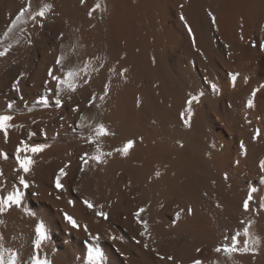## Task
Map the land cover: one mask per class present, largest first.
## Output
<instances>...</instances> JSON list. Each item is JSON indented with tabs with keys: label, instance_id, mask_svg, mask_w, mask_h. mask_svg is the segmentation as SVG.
Segmentation results:
<instances>
[{
	"label": "bare ground",
	"instance_id": "bare-ground-1",
	"mask_svg": "<svg viewBox=\"0 0 264 264\" xmlns=\"http://www.w3.org/2000/svg\"><path fill=\"white\" fill-rule=\"evenodd\" d=\"M45 5L51 10L43 20L25 14L4 37L22 8L35 13ZM262 41L264 0H0V115L13 117L7 141L0 132L6 154L0 155V197L20 194V206L0 214L5 261L11 250L16 264H31L35 227L42 224L39 257L49 264H93L97 257L99 264H264ZM50 68L61 78L78 73L60 88L61 108ZM17 81L19 91L12 86ZM42 96L47 105L37 103ZM187 111L189 126L181 118H189ZM99 124L114 135L95 138ZM128 140L135 144L127 156L115 151ZM85 152L106 163L89 158L82 172ZM18 156L33 161L28 173ZM21 175L28 188L19 184ZM141 207L144 236L134 216ZM237 233V248L245 241L251 248L256 239L254 255L214 251Z\"/></svg>",
	"mask_w": 264,
	"mask_h": 264
},
{
	"label": "snow or ice",
	"instance_id": "snow-or-ice-1",
	"mask_svg": "<svg viewBox=\"0 0 264 264\" xmlns=\"http://www.w3.org/2000/svg\"><path fill=\"white\" fill-rule=\"evenodd\" d=\"M84 2H85V0H81L82 4ZM50 10H51V6L50 5H45L44 7H41L35 13L30 12L28 7L22 8L20 10V13L17 14L15 19L12 20V23L8 26V30L3 34L4 37L8 36L9 32H11L13 30V28L21 21L22 17L25 14H27L33 20H35L37 17H39L41 20H43L45 15H46V12L50 11ZM91 14L92 13L90 12L89 15H91ZM208 15H209V17L211 19L212 25L215 26V24H216L215 15L211 11L208 13ZM181 19H184V18L181 17ZM41 26H43V25H41ZM186 27H188L189 35L193 36L191 27L188 26V25H186ZM62 37H63V33L60 34V38H62ZM241 39H243V37H241ZM29 43H31L30 40H29ZM195 44H196V40H195V37L193 36V46H195ZM253 46H256V45L254 44ZM259 47H260L261 50H264V41L260 42ZM56 64L57 65H61V59L59 57H57V59H56ZM86 68H87V65H85V69ZM81 71H84V70H81ZM110 71H111V69H110ZM126 71H127V69H122L121 70V75H124V73ZM86 74H87V72L85 71V75ZM48 76H49L51 81H54L56 83L57 98L54 100V104H55V106L57 108H61L62 107V100L59 98V95H58V93L60 91V88H61L62 85H64L66 82L69 81V78H72V79L78 78V73H76V72H74L72 70H69V71H67L64 74V77L61 78L60 76H57V75L54 74V69L50 68V69H48ZM232 78L235 79L236 76L233 75ZM47 83H48V81H45V84H47ZM87 83H88V80L85 79L84 80V84H87ZM12 86H13L14 90L19 91V81L13 83ZM68 87L71 88L74 91L75 88H76V84L75 83H69ZM108 89H109V85L105 84L104 85L103 95H101L99 97V99L103 100L108 95ZM49 91H51V89H49ZM96 98H97L96 94L93 93L91 99L89 100V106H91L95 102ZM193 99H195V98L193 97ZM37 103H41V104L47 105L49 103V98L46 97V96H42V97L38 98ZM191 103H192V100H187L186 101V104L189 105V106L191 105ZM252 103L253 102L251 100H248L247 101V107L251 108L252 107ZM96 106L99 107V105H96ZM7 107L9 109H11L13 107L12 103H9L7 105ZM137 107H140L139 99H137ZM78 110H79L78 106L73 108V111H78ZM187 116L189 118H185V113L181 114V118H182L183 123L185 124V126H189L190 125V117H191V112L190 111H187ZM12 119H13V117L11 115H7V114L0 115V132L3 133L4 138H5L6 141H7V138H8V129L12 126L10 124ZM94 135H95V138H99V137H103V136L114 135V133H110L108 131V129L105 128V126L103 124H99L94 129ZM259 135H260V132H259V130H257V132L254 134L253 138L255 139ZM94 142H95L94 137L90 135L88 137V143H94ZM134 144H135L134 140H128V141L125 142V144L121 148L115 149V151L119 152L123 156H127L129 151H130V149H132L134 147ZM241 147L243 148L244 145L241 144ZM31 151L33 153H36V152L41 151V149L33 147L31 149ZM20 152H21V148L17 147V153H20ZM111 154L112 153H107L106 155H111ZM0 155H4L5 158H6V154L0 153ZM89 158L94 160L97 164L106 163L105 160L101 159V155H94V156L89 157V154L87 152H85L80 157V159L82 161L80 170L82 172L85 170V165L88 164ZM17 163H18L19 169L22 172L28 173L29 170H30V165L33 163V161L31 159L27 158V157H25L24 159H20L19 156H18L17 157ZM67 167H68V165L66 164L64 168L59 169V174L56 177V188L57 189H62L63 188V184L60 182V177L66 175L65 168H67ZM261 168H262V170H264V161L261 162ZM159 175H160V173L157 172L156 176L158 177ZM224 179H226V180L228 179V175L227 174H225ZM19 184L21 186H23L24 188H28L29 187V185L26 182V179H25V177L23 175L19 176ZM253 191H255V189H253ZM251 200H252V195L250 193L248 195L247 199H245L243 201V209H244L245 212H248L250 210L249 206H250ZM70 203H72V202L70 201ZM82 203L88 209H93L95 207V205H93V203H91L88 200H84V201H82ZM13 206H15V207H19L20 206V194H19V192L10 193L7 196L0 197V214H3L7 209L12 208ZM217 207L219 208L220 205L217 204ZM261 208L264 209V202L261 203ZM144 211H145V208L141 207V208H138L137 211L134 213V216L136 217L137 222L144 226V231H142L140 233L141 236H144L147 233V231H148L147 230V226H146L147 222L144 221L141 218V214ZM187 211H188L189 215H191L193 213V209H191V208H188ZM96 215L100 216V217H102L104 219H108L109 218L108 217V213H106V212H97ZM179 215L180 214L177 213V218H179ZM65 219L72 225V227H74V228L79 227V225L73 219L72 216H70L68 214H65ZM252 223H253L252 220H248L246 222V226L244 228L245 236H247L249 234V228L251 227ZM241 224H245V221H241ZM84 230L87 231V227H85ZM35 235H36L37 239L35 240V242L33 244V254L31 256V264H49V261L47 260V258L40 259V257H39V249L41 247V243L46 238V235H45L44 228H43L42 224L36 225V227H35ZM238 235H239V233H237L236 235H233L231 237V241H232L231 244H220V245H218V246H216L214 248V251L216 253L223 252L225 254H230V253H233V252H236V251H242V252H251L254 255L255 251H256V248H255V245H256V242H257L256 239L255 238L253 239V246L251 248H249L247 246V241H245V245L246 246L244 248H237L236 242H237V236ZM0 239H3V237L0 236ZM0 247H2V246H0ZM145 247H147V245H145ZM196 252L200 253L201 249L200 248H196ZM168 259L172 260V257L169 256ZM16 260H17V254L14 251H11V250L9 251V258L7 259V261H5L2 252H0V264H16ZM93 264H99L98 257L94 259ZM192 264H201V261L199 259H195V260H193Z\"/></svg>",
	"mask_w": 264,
	"mask_h": 264
}]
</instances>
